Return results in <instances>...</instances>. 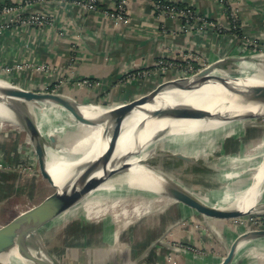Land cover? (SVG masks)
Here are the masks:
<instances>
[{
    "label": "crops",
    "instance_id": "0c3cea01",
    "mask_svg": "<svg viewBox=\"0 0 264 264\" xmlns=\"http://www.w3.org/2000/svg\"><path fill=\"white\" fill-rule=\"evenodd\" d=\"M17 1L19 0H0L8 4ZM75 1L77 0H42L26 14L40 12L46 20L44 25L13 23L9 27L1 28L0 72L4 66L16 64L47 65L49 66L47 71L32 68L14 70L9 73L10 79L23 86L39 89L56 87L60 80L64 79L65 84L59 92L62 91L61 93L77 101H96L105 93L121 90L124 93L119 98L123 101L143 94L141 86L144 85L149 90L162 82L168 73L173 74L174 78L183 76L186 66L184 59L189 54H203L206 49L209 52L218 49L219 52L226 51L234 64L237 63L234 58L240 53V47L235 41L225 37L227 35L224 34L225 30L218 31L193 20L187 23L186 18L159 16L154 11L153 0H127L126 23H116L102 13L104 10L112 9L118 0H101L98 10L90 12L84 11ZM167 1L182 6L191 5L199 16L225 28L228 27V20L217 0ZM236 1L242 6L240 24L243 26V32L249 36L264 29V0ZM2 25L4 24L0 22V27ZM217 57L215 55L213 60ZM161 60L174 65V68L167 71L168 73L162 72L165 74L164 77L159 72L162 69L157 66ZM227 64L233 66L231 62ZM84 80H92L95 84L88 88L82 84ZM118 82L123 84H116ZM110 98L111 96L109 100ZM97 199L102 200L100 204L95 203ZM88 202L92 204L90 208L92 215L87 219L84 207ZM108 205V195L100 190L94 191L68 216V219L42 231L44 243H59L60 234L59 231L56 232V227H59L69 229L72 233L71 240L76 243V245L69 243L65 253L59 257V260L65 257L71 264H94L108 258H113L116 264H213L214 260L209 257L202 259L199 254L176 248L167 240L160 242L163 232L161 233L159 229L163 228L162 230L166 231L172 225V204L169 212L168 208L159 216L156 214L152 218L136 220L131 225L138 228L132 243H120L121 238H125L124 233H121L115 247L98 244V240L95 242L98 245L93 244L89 240L90 235H94L95 239L100 234L103 242L102 236L109 237L105 231L107 229L104 228L110 230L113 227L110 223L112 220H108L107 214H104L100 221H94L101 218L99 213L108 211ZM105 219L108 222H104ZM5 223H0V226ZM211 223L216 224L217 221ZM100 225L103 229H100ZM145 227L150 229L147 231ZM153 227L158 228L159 234L147 239L146 235L152 234ZM237 234L234 236L236 240L245 233ZM198 237L196 239L200 240ZM251 240L256 241L257 247L264 246V237ZM144 244L149 246L146 247ZM263 254L254 253L249 256L246 254L247 256L242 258L237 257L233 263L241 260L246 264H264ZM168 255L171 262L167 261Z\"/></svg>",
    "mask_w": 264,
    "mask_h": 264
},
{
    "label": "bare ground",
    "instance_id": "6f19581e",
    "mask_svg": "<svg viewBox=\"0 0 264 264\" xmlns=\"http://www.w3.org/2000/svg\"><path fill=\"white\" fill-rule=\"evenodd\" d=\"M261 61H264V57H261V59L254 64L247 61H245L247 63L237 61L233 66L225 64L218 67L214 73L229 78L231 80L230 84L245 91L254 86H264V62ZM259 62L260 64H258ZM237 67L241 68V71L237 75H232L236 72L235 68ZM248 67H256L255 73L250 74ZM11 88V83L6 81L3 77H0V117L14 120L19 119V117L15 109L13 110L12 108L14 107V98L7 94V91ZM245 99L246 98L240 94L229 92L222 84L212 78L203 83H199L191 90L166 89L158 94L152 102L136 107L121 123V131L117 145L114 146L110 155V159L112 160L111 166H115L114 173L105 181L99 190L103 191L108 197H117L118 202L126 198H133V201L137 203L135 212L138 214L139 219L152 217V212H147L148 214L143 216H141L142 214L140 212L142 207L146 209L151 202L155 203L161 199H171L170 201H172V204L177 203L176 200L170 197L166 189H164L165 186H168V183L184 188L186 192L192 194V196L198 198L201 202L210 205L209 202L201 197V194H198L196 186H187L180 180L179 176L175 178L170 177L161 166L153 165L150 160H152L153 157L161 156L159 152L165 155V158L173 157L176 160H181L176 157L177 155H181L191 158L194 162L189 163L185 161V163L194 167L199 165L201 161H205L206 163L211 162V159L214 158L213 153L216 151L225 154L224 149L218 150L220 146L216 150L213 149L212 143L216 140H222L225 132H231L230 138L228 139L237 140L238 142L240 138H248L251 136L249 131L251 127L248 126V124L254 122L257 117L264 115V104L250 100L245 101ZM120 103L122 102L120 101L109 107H103L100 105L76 104L73 101L66 100L64 104H61V110L65 108L70 111V113L73 110L81 111L87 118L95 120L98 123V125L94 127H87L79 124L80 133L78 134L79 136H76V142H74V139L70 138L71 130L67 129V126L65 127L64 125L58 124L55 127H50V121L47 119L43 107L38 106L40 108L37 109V106H31L34 119L46 141L49 143V138L55 135L54 138L57 142V146L55 147L50 144L47 148L46 165L48 172L52 176L48 164L50 157L57 170L56 177L65 178L60 182V186H58L62 194H64L65 189H67L69 180L79 175L82 164L88 160H93L92 168L94 175H101V171L99 172V170L103 166L104 156H106L110 149L109 144L116 125V119L108 115L112 108ZM178 106L196 107L208 110L213 114H221L222 118L177 119L172 116H155L156 112L165 111L166 109L176 108ZM248 116H254V118L246 119ZM60 135H66L67 137L59 138L58 136ZM259 140H261L260 145L264 146V139L261 138ZM242 142H244V138ZM241 144L242 143L239 142L237 148L233 152H229L227 155L222 154L224 155L222 160L229 169L225 176L227 179H231L234 175L236 176L237 174L248 171L251 173L254 170L252 176L253 182L249 184L245 190L240 191L235 196L237 200L234 202V199H226L221 204L213 203V205L210 206L228 211L241 210L244 213H252L259 208L257 202L259 194L257 193L259 188H262L264 184V150L259 155L262 158L261 162H259L254 169L243 170V164L249 161L245 158L243 153L245 147L241 152V148L243 147ZM122 158H127L132 167L129 169L122 168V165H120V160ZM230 168L234 170L238 169V172L232 171L233 173H231ZM52 178L54 179L53 176ZM177 181H180L182 185ZM202 191L203 190H201V192ZM164 200L162 201L164 202ZM101 201V199H97L95 203L100 204ZM90 203L91 202H88L84 207L87 219L91 218L92 215L90 212L92 204ZM167 210L168 209H166V211ZM65 219H68V216ZM105 220L108 221L107 219ZM119 234L121 235V233ZM98 236L100 237V234ZM108 236L109 237L105 236L107 237L105 239L112 238L113 240H110V244L114 245V239H117L118 237L116 236L119 235H115L114 232L113 235ZM92 240L93 242L96 241L95 239ZM250 240V238H239L237 240V250ZM99 242H101V239H98L97 243ZM238 255L239 253L236 251L233 258L234 261ZM59 257L60 253L58 252L56 258L59 260ZM233 260H230L229 264H232L234 262ZM0 262L4 264H36L22 257L16 247L0 254Z\"/></svg>",
    "mask_w": 264,
    "mask_h": 264
},
{
    "label": "rangeland",
    "instance_id": "374dc122",
    "mask_svg": "<svg viewBox=\"0 0 264 264\" xmlns=\"http://www.w3.org/2000/svg\"><path fill=\"white\" fill-rule=\"evenodd\" d=\"M225 6H220L221 10L223 12V9L225 8L226 12H223L225 14V18L228 20V27L225 28L223 25L219 24V26H222V30L224 31V34L227 33L225 37H228L231 39V41H235L237 43V46L240 47V53H238L236 56L237 58H234V60L240 61L242 63H257L261 57L264 56V29L260 30L259 33L249 35L247 36L243 32V26L240 24V17L242 14V6L240 5L239 1L236 0H225ZM224 7V8H223ZM230 28V30H229ZM220 31V30H219ZM229 34V36H228ZM218 52V53H217ZM226 51L219 52L218 49H214L213 51H210L206 49L203 54H189L185 57L186 66L184 71H188L190 68H192L191 71H188V74H191V72H198L202 70L203 68L216 63V62H222L220 65L223 66L229 62L233 63L231 58H229V55ZM218 56L214 59V56ZM213 56V57H212ZM239 58V59H238ZM238 59V60H237ZM257 59V60H256ZM229 61V62H226ZM247 61V62H245ZM239 62V63H240ZM264 62V61H261ZM241 63V64H242ZM260 64V62L258 63ZM17 65V64H16ZM14 66L15 70H21L18 68V66L22 65H29L27 63H24L22 65ZM238 65V64H237ZM250 66V65H249ZM4 69L8 68V66H4ZM249 68V67H248ZM256 67H250L249 72L250 74L255 73ZM2 69V71H4ZM254 70V71H253ZM164 70L160 71L161 76L164 77L165 74H163ZM235 73L232 75H237L241 71V68H235ZM5 72V71H4ZM165 73H168L167 71H164ZM188 76V75H185ZM166 78L162 80L167 81L174 79L173 74H167L165 76ZM64 79H61L59 84H57L56 87L52 88H45V89H39V90H46L49 92H59L60 88L64 86ZM16 83V82H15ZM83 85L87 86L88 88H92L90 86L91 84L94 85L95 82L92 80H84L82 82ZM116 84H123L122 82H118ZM116 87V86H114ZM142 93H146L149 90L146 88V86H141ZM115 93V94H114ZM114 93H105V95L100 96L97 98L96 101H77L80 104H89V105H100V106H110L115 105L118 102H120L119 96L124 93L121 92V90H117ZM65 95V93H62ZM140 95V94H139ZM69 96V95H66ZM111 96L110 100L109 97ZM70 97V96H69ZM32 104L23 105L21 106V110L18 107L17 110L19 112L23 111V113H32ZM65 109V108H64ZM61 110V114L63 116V119L71 118L75 119V116L73 113L68 110ZM28 111V112H27ZM35 112V111H34ZM46 112V111H45ZM46 114V113H45ZM27 115V114H26ZM264 116V115H262ZM259 116L255 119V123H249L248 126L251 136L248 138L239 139V142L242 143L243 146L241 148V152L243 151L245 158L248 159V163L243 164L244 169L243 170H251L254 169V167L257 166L259 162H261L262 158L259 156L263 150L264 146H261V140L264 139V119H260L261 121H257L260 117ZM6 119V120H5ZM47 119L50 121V127L51 126H57L59 123L53 122L49 119L47 116ZM80 124V123H79ZM66 127V126H65ZM71 127V128H70ZM67 129L71 130L70 132V138L74 139V142H76V136L80 133L79 127L74 126L71 124V126H67ZM248 128V127H247ZM231 132H225L222 140H216L212 143L213 149H224L225 154H229V152H233L237 146L238 141L237 140H231L230 138ZM55 136V135H54ZM53 136V137H54ZM57 136V135H56ZM79 136V135H78ZM59 138H66L67 136H58ZM224 139V141H223ZM231 140V141H230ZM222 141V142H221ZM227 141V142H226ZM237 141V142H236ZM222 144H221V143ZM246 142V143H245ZM236 143V144H235ZM52 146H57V142L54 143H48ZM226 146V147H225ZM161 156L153 157L151 163L153 165H159L162 167L163 170H165L170 177H177L179 176L180 180L184 182L187 186H196L198 189V194H201V197L205 199V201L209 202L210 205H213V203H223L226 199H234L235 196L240 192L246 189V187L253 182V172H245L237 174L236 176H232L231 179L226 178V174L228 173L227 170L228 167L224 164L222 158H224V153L220 151H216L214 154V158H209L212 161L206 163L205 161H201L199 165L191 167L185 162H182L181 160H176L173 157H164L162 153L159 152ZM165 154V153H164ZM224 154V155H222ZM207 158V157H206ZM216 159V160H213ZM49 168L52 176L54 177V180L57 184V186H60V182L65 179L64 177L57 178V170L55 169L54 162L49 157ZM237 167V166H235ZM0 168L5 170L7 174H1L0 175V223H5L11 220L16 215L22 213L23 211H26L33 206L39 204L41 201H43L47 196L52 194L55 189L51 186V184L43 178L41 175L39 164L37 157L35 155L34 146L31 141V138L23 125V123L19 119L11 120L10 118H2L0 117ZM238 169H232L230 168V172H238ZM233 171V172H232ZM243 174V175H242ZM177 180V179H176ZM179 184L180 181H177ZM201 190H203L201 192ZM259 198L257 199L259 208L249 213V215L235 218V219H229V220H217V225L211 223V219L198 214L195 210L181 204V203H174L172 204V201L168 199H161L160 201H156L149 203V206L146 209H143V207L140 209L141 216L148 214L152 212L153 215L158 214H164L166 212V209L170 207V204H172L171 209L173 210V220L171 219V226L166 229V231L162 230L163 228H160L159 231L162 233L161 235L163 238L160 239V242H163L164 240H167L169 243H171L176 248H183L187 249L193 253H197L201 256L202 259L210 258L214 260L213 264H221L223 260L227 257L231 246L233 245V241H237L236 238L234 239V236L238 233H248L249 229H258L264 227V184L262 185V188L260 187L258 190ZM117 197L112 198L109 197V205L108 210L101 214V218H96L94 221H100L102 219L104 214H107L108 220L112 224V228L110 230L107 229L106 233L109 235H113L114 232L115 235L118 237L117 239H114V247L117 245V241L121 237L119 233H124L121 238L120 243H132L133 239L136 237V230L138 228L131 227V225L139 219L138 214L135 212V209L137 207V203H135L133 198H126L121 201H117ZM164 200V202L162 201ZM166 202V203H165ZM115 203V205H114ZM154 204V205H153ZM114 205V206H113ZM226 205V204H225ZM155 207V208H154ZM160 209V210H159ZM124 210V212H123ZM179 210H181L179 212ZM170 209L168 210V212ZM110 212V213H109ZM148 212V213H147ZM126 214V215H123ZM113 216V217H112ZM151 217V218H152ZM114 218V219H113ZM118 218V219H117ZM124 219V220H123ZM128 219V220H127ZM145 218H142L144 220ZM147 219V218H146ZM130 221V222H129ZM108 222V221H104ZM129 224H127V223ZM125 223V224H124ZM120 225V226H119ZM126 226V227H123ZM94 227H97L94 225ZM117 227V228H116ZM237 227V228H236ZM56 232L59 231V243H49L46 244L42 241H40L39 238H36L37 242L34 243L35 247L40 248L42 246L43 248L47 249L52 256L55 258V255H58V252L60 255H63L65 253L66 247L69 246V243H73L76 245L74 240H71V232L67 228H61L56 227ZM234 228H236L235 231ZM100 229L101 225H100ZM145 229L148 231L150 228L145 227ZM250 230V231H251ZM93 231V230H92ZM95 231V230H94ZM119 231V232H118ZM121 231V232H120ZM74 232V231H73ZM226 232H231V234H228ZM233 232L235 234L233 235ZM92 234V232H91ZM158 228L153 227V232L151 235H146L147 239H150L157 236ZM202 234V235H201ZM237 234V235H238ZM90 233L88 231L87 236H89ZM104 235L102 236L103 242H99L98 244L101 245H107L112 247L110 244V240H113L112 238L105 239ZM161 236V237H162ZM200 236L201 238H199ZM205 236V237H204ZM85 237V234H84ZM90 241L93 242L92 239H94V235H90ZM196 237H198L200 240H197ZM243 235L240 237L242 238ZM104 238V239H103ZM107 238V237H106ZM100 239L98 236L95 238L97 241ZM143 239V238H142ZM141 239V240H142ZM72 241V242H71ZM74 241V242H73ZM95 241V242H96ZM90 242V243H91ZM93 242V244L98 245L97 243ZM148 242V241H147ZM146 242V243H147ZM232 242V243H231ZM251 242V243H250ZM146 245V244H144ZM149 246V245H148ZM146 245V247H148ZM78 248V246H76ZM239 255L237 257H244L247 256L246 254H254V253H264V246L263 247H257L256 241L250 240L245 245L240 247L238 250ZM57 253V254H56ZM256 255V254H255ZM264 256V254H263ZM260 258V257H258ZM167 261H172L171 257L168 255ZM2 264H4L2 262ZM159 264V263H158ZM234 264V263H233ZM236 264H246L244 261H237Z\"/></svg>",
    "mask_w": 264,
    "mask_h": 264
},
{
    "label": "water",
    "instance_id": "95a60500",
    "mask_svg": "<svg viewBox=\"0 0 264 264\" xmlns=\"http://www.w3.org/2000/svg\"><path fill=\"white\" fill-rule=\"evenodd\" d=\"M222 62L213 63L202 70L190 74L188 76H180L171 80L163 81L152 87L148 92L133 96L129 99L121 101L119 105L112 108L109 112L110 117L116 119V125L110 140V149L103 159V166L99 170L100 176H96L93 173V160H88L81 166L79 175L69 180L67 189L64 194L60 188L55 184L54 179L50 175L46 165L47 148L50 144L44 138L42 131L37 126V122L34 119V114L23 113L21 106L33 104L32 106H41L46 115L53 122H57L64 126L80 127L79 123L83 126L94 127L98 125L95 120L87 118L81 111L73 110L72 113L75 119L66 118L63 119L60 105L64 104L66 100L73 101L79 104L72 98L59 94L58 92H49L46 90H39L32 87L23 86L19 83L11 81L10 75L1 71L0 76L6 81H9L12 88L7 91V94L14 98L13 110L20 108L19 112L15 110L20 121L25 126L31 141L34 146L35 155L38 160L39 169L43 178H45L55 191L47 196L39 204L32 208L23 211L15 216L9 222L0 226V254L9 251L12 248H17L19 254L36 264H71L65 257L61 260L54 258L52 254L42 246L40 248L35 247L34 243L37 242L36 238L43 241L42 231L54 224L63 221L69 216L79 205H81L88 196L96 190H99L105 181L114 173V167L111 166L110 155L114 146L117 145L118 138L121 131V123L130 113L138 106L152 102L158 94L169 90H191L195 88L199 83H203L210 79L217 80L224 86L229 92H234L245 97L246 100L254 101L264 104V86H254L248 88L245 91L238 89L233 84H230V79L222 75H216L215 70L220 67ZM215 74V75H214ZM109 107V106H103ZM38 107L37 109H39ZM18 112V113H17ZM155 116H172L177 119H220L221 114H213L212 112L196 107L178 106L176 108L166 109L165 111L156 112ZM254 116H248L246 119H252ZM264 119V116L260 117L257 121ZM49 143L56 142L54 137L49 138ZM178 159L186 162H194L191 158L186 156L177 155ZM110 159V160H109ZM127 158L120 160L122 168L129 169L132 166L128 162ZM7 174V172L0 168V175ZM164 189L168 192L170 197L177 202L195 210L198 214L210 218L212 221L217 220H229L240 218L249 215L241 210L228 211L210 206L201 202L198 198L192 196V194L186 192L184 188L175 186L172 183H168ZM264 237V227L258 229H252L248 233L243 234V239H253ZM34 243H32V242ZM237 241L233 243L227 257L221 264H229L232 261L237 251ZM0 264H2L0 262ZM94 264H116L113 258H108L102 262H96Z\"/></svg>",
    "mask_w": 264,
    "mask_h": 264
},
{
    "label": "built area",
    "instance_id": "2783aa9c",
    "mask_svg": "<svg viewBox=\"0 0 264 264\" xmlns=\"http://www.w3.org/2000/svg\"><path fill=\"white\" fill-rule=\"evenodd\" d=\"M42 0H19L14 4H8L6 2H0V22L4 25L0 27H9L10 24L18 23V24H28V25H37L42 26L46 23L45 17L39 13L31 12L26 14L30 11L36 4H40ZM101 0H77L75 1L84 11H97L98 5ZM220 6H225V0H217ZM127 0H118L115 2V5L112 9L102 11L103 15L113 19L116 23H126L128 22V18L126 16L127 12ZM153 7L154 11L159 16H167L169 18H186L187 23H191L190 20L202 22L206 27H211L216 30H222V26L219 24H215L206 20L204 17L199 16L198 12H196L191 5L189 6H182L178 3H173L167 0H153ZM224 8V7H223ZM223 12H226L225 8ZM225 15V14H224ZM230 29V28H229ZM22 65V64H17ZM16 65V66H17ZM157 66L164 71H169L170 69L174 68L173 63L165 62V61H158ZM21 70H37V71H47L49 70V66L47 65H22L18 66ZM15 70L14 66H8V68L4 69L5 73L9 74ZM18 70V69H16ZM190 68L188 71H191ZM3 71V72H4ZM163 71V73H165ZM188 71H184L182 73L183 76L190 75ZM194 72H191L193 74Z\"/></svg>",
    "mask_w": 264,
    "mask_h": 264
}]
</instances>
